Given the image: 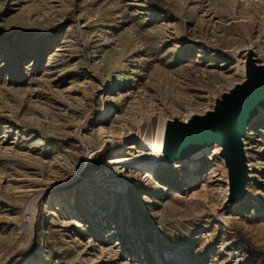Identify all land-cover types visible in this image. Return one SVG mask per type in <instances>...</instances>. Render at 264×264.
I'll list each match as a JSON object with an SVG mask.
<instances>
[{
	"label": "rangeland",
	"instance_id": "obj_1",
	"mask_svg": "<svg viewBox=\"0 0 264 264\" xmlns=\"http://www.w3.org/2000/svg\"><path fill=\"white\" fill-rule=\"evenodd\" d=\"M248 49L264 66V0H0V264H255L264 112L238 205L207 157L83 189L124 152L98 128L132 135L126 147L148 122L211 111L243 82Z\"/></svg>",
	"mask_w": 264,
	"mask_h": 264
},
{
	"label": "water",
	"instance_id": "obj_2",
	"mask_svg": "<svg viewBox=\"0 0 264 264\" xmlns=\"http://www.w3.org/2000/svg\"><path fill=\"white\" fill-rule=\"evenodd\" d=\"M259 111L264 112V66L257 64L248 50L243 82L216 99L211 111L192 115L186 122L173 119L164 124L162 158L173 165L190 160L206 148L220 147L229 186L227 205H238L245 199L250 182L244 139ZM100 165L96 160L93 169L97 171Z\"/></svg>",
	"mask_w": 264,
	"mask_h": 264
},
{
	"label": "bare ground",
	"instance_id": "obj_3",
	"mask_svg": "<svg viewBox=\"0 0 264 264\" xmlns=\"http://www.w3.org/2000/svg\"><path fill=\"white\" fill-rule=\"evenodd\" d=\"M248 50H245V57H246V52ZM254 121L255 119L252 120L251 123L248 125L247 133L251 132V130L253 129ZM159 125H160L159 120L158 121L153 120L151 122H148V124L145 127H142L136 133L140 137L137 143L138 146L135 144H130L127 145L126 147L124 143L128 139H130L132 135L130 137L127 136L125 138H117L111 133L107 132L104 128L101 127L98 128L97 140L101 147L111 145L114 143V141L117 140L118 142L121 143L122 148H124V152L122 151L118 153L116 151H113L111 153V156L106 160L105 163L106 165L100 171V173L103 172L102 174L103 175L105 174V176H103L102 174L99 175V173L96 174L87 181V185L83 186V189L90 190L92 186H100V185L104 186L105 184L106 185L105 187H107L105 189L111 190L110 183L113 182L112 174H117L119 178L123 179L126 176H131L132 174L157 171V169H159L158 166L160 164L163 166H167L168 164L162 158L163 148H164V125H162L161 130H159L160 127ZM211 148H206L197 155L193 156L190 159L192 161L190 162L192 163L191 166L194 165L193 164L194 162H198L205 157H207V159L209 160H215L222 163V160L219 157L220 147L215 145ZM88 158H86L84 164H86L89 161ZM184 163L186 162L174 163L173 166L174 168H177ZM248 168L250 172L249 164H248ZM197 179H198L197 177L194 178V181H196ZM90 206L91 205H89V207ZM89 222H91V219H89ZM32 264H42V263H38V261H34L32 262Z\"/></svg>",
	"mask_w": 264,
	"mask_h": 264
},
{
	"label": "trees",
	"instance_id": "obj_4",
	"mask_svg": "<svg viewBox=\"0 0 264 264\" xmlns=\"http://www.w3.org/2000/svg\"><path fill=\"white\" fill-rule=\"evenodd\" d=\"M244 247L248 256L254 257L255 264H264V252H260L249 245H244Z\"/></svg>",
	"mask_w": 264,
	"mask_h": 264
},
{
	"label": "built area",
	"instance_id": "obj_5",
	"mask_svg": "<svg viewBox=\"0 0 264 264\" xmlns=\"http://www.w3.org/2000/svg\"><path fill=\"white\" fill-rule=\"evenodd\" d=\"M230 253H233V255L238 258V252L237 251H234V252H230ZM47 264H69L66 260L64 259H55V260H52L51 262L47 263Z\"/></svg>",
	"mask_w": 264,
	"mask_h": 264
}]
</instances>
